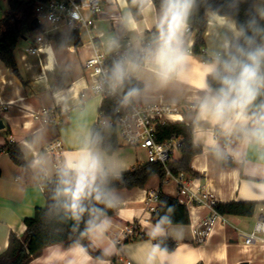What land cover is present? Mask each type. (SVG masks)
<instances>
[{"label":"crops","instance_id":"1","mask_svg":"<svg viewBox=\"0 0 264 264\" xmlns=\"http://www.w3.org/2000/svg\"><path fill=\"white\" fill-rule=\"evenodd\" d=\"M254 9L256 13L264 9V0H255ZM9 11L0 14V19ZM213 13L222 16L215 11L207 12L204 49L212 54L221 52L225 57L230 49L225 47L226 43L236 39L227 25L222 26L213 18ZM160 16L161 11L151 0L142 10L140 20L134 18L126 0H103V11L94 28L96 40L106 51L126 46L128 42L138 48L145 39L154 38L153 30L158 28ZM222 17L236 24L233 18ZM41 33L27 32L20 41L16 49L20 75L0 61V120L4 124L0 129V253L8 248L12 233L21 237L26 232L25 219L46 205L44 184L58 173L52 157L46 153L51 140L63 141L66 161L78 159L85 150L98 158L99 167L90 174L89 182H95L105 173L120 174L147 162L144 150L124 144L112 155L103 149L91 148V130L98 121L102 104L101 98L87 88L84 63L93 52L92 44L86 36H81L83 44L79 47L58 46L50 34L41 52L32 54L27 48L34 45L35 37ZM195 38V30L187 34L184 29L183 50L193 48ZM185 55L182 70L170 74L166 80L159 75L155 52L146 62L131 63L130 78L143 85L134 97L143 103L179 107L180 112L169 122L189 124L192 121L194 143L202 147V153L191 162L198 175L189 177L190 185L200 188L217 203L256 202L254 215L218 216L209 236L199 243L193 231V218L194 223L201 222L210 216V211L197 207L194 217L190 211V224H172L153 236L156 225L148 211V195L159 191L161 184L160 178L153 176L144 188L112 191L118 211L104 218L89 236L91 247L102 251L107 258L93 257L80 244H55L45 248L30 264H116L120 258L132 264H147L153 247L158 245L155 239L159 237L171 238L177 246L171 252L159 247L153 264H264V243L247 245L237 231L252 232L264 209V142L248 135L256 126L254 121L259 119L261 109H257L256 115L241 114L237 110L225 118L216 117L210 109H202L204 99L215 95L207 84L206 74L207 65L215 59L205 62L200 55L191 52ZM84 93L88 95L86 98ZM3 106H7L6 110ZM54 108L64 114L62 127L42 123L31 114ZM9 142L19 145L26 166L12 161L6 149ZM72 182L75 184V175ZM163 192L178 198L176 182H165ZM132 224L137 230L129 236L126 231ZM143 235L148 238L143 239Z\"/></svg>","mask_w":264,"mask_h":264},{"label":"trees","instance_id":"2","mask_svg":"<svg viewBox=\"0 0 264 264\" xmlns=\"http://www.w3.org/2000/svg\"><path fill=\"white\" fill-rule=\"evenodd\" d=\"M45 0H8L9 13L0 19V61L13 69L14 73L20 75L16 61V49L20 41L27 32L38 34L44 31V28L32 30L31 22L36 18L35 8L37 3ZM129 8L136 20L142 18V10L146 2L140 0H126ZM158 11L162 9V0H151ZM255 0H195V5L186 23L192 31H196L195 43L192 52L202 57V50L205 48L204 33L207 28L206 14L208 11H215L222 16L233 18L236 25H245L247 21L255 17L260 26H264V19H260L254 9ZM154 38L159 39L158 28L153 30ZM249 35L252 33L249 32ZM50 38L58 46H75L83 44L80 33L76 30H69L65 33L57 32L51 34ZM257 43L264 42V34L256 37ZM243 44L241 38L231 43L227 56L235 54V45ZM187 48H184V51ZM142 62V61H138ZM207 84L210 90L216 94L221 87L218 80L212 75H208ZM128 90H137L143 85L137 81L130 80L124 83ZM111 99L103 103L102 109L108 111ZM264 103V90L257 97L256 101L249 106L246 113L256 115L258 106ZM231 112H226L223 118ZM172 138H181L180 157L178 160L171 161L168 164L173 175H179L181 172L188 177L197 176L191 166L194 156L202 153V147L194 143V124L185 122L161 123L157 126V141L166 142ZM91 148L103 149L107 154H114L120 147L119 134L115 128H109L96 125L91 130ZM12 161L17 165L26 166L27 162L24 153L16 142H9L6 146ZM166 167L160 163L146 162L132 170L120 174H103L95 182H88L79 193V204L84 209L78 215L74 216L69 209L71 199L61 194L65 185L62 183L65 177L62 172H58L54 179L44 184L46 195V205L37 208L33 217L25 219L27 226L26 232L18 237L11 234L9 245L6 250L0 253V264H30V262L40 256L44 249L55 244L71 246L75 244L82 245L86 251L95 258H107L108 256L100 250H94L90 245L89 236L91 232L108 216H113L119 209L111 197V193L117 189L144 188L153 176H158L161 180L159 187V206L158 211L152 213V221L155 225L161 224L162 227H168L172 224L186 225L191 223L189 207L181 202L177 197H172L163 192L166 180ZM97 190L103 193V199L97 200ZM257 203L249 201H239L230 203H217L215 209L218 214L236 215L251 217L256 211ZM143 239L148 236L143 235ZM158 246L166 251H174L177 242L168 237H159L155 239Z\"/></svg>","mask_w":264,"mask_h":264},{"label":"built area","instance_id":"3","mask_svg":"<svg viewBox=\"0 0 264 264\" xmlns=\"http://www.w3.org/2000/svg\"><path fill=\"white\" fill-rule=\"evenodd\" d=\"M36 18H38L43 33L36 36L34 45L27 48L32 54H38L43 49L46 36L60 32L61 30H76L81 36H86L92 44L93 52L86 59L84 67L88 79L87 88L92 95L98 96L102 104L98 114L97 123L104 127L115 128L123 143L132 148L142 149L147 154V162L160 163L166 167L167 182L173 180L178 186V198L189 207L192 217H194L197 207H203L210 211V216L201 222L192 221L193 231L199 243H203L211 233L217 217L215 206L216 200L200 188L194 189L190 185L189 177L181 172L173 175L168 167L171 161L178 160L180 154L181 138H172L166 142L157 141V126L161 123L169 122L180 112V108L165 103H143L138 101L134 95L128 97V90L124 83L130 81L128 66L136 61L146 62L153 58V53L159 47V39H145L140 47L133 48L128 42L126 46L106 51L101 48L96 40L94 28L96 20L103 11V0H45L37 3L35 8ZM88 11L89 15L85 12ZM192 31L189 25L185 28V33ZM188 47L185 52H192ZM202 59L205 62L216 59L217 56L223 58V54L218 52L212 54L205 49L202 50ZM123 64L126 75L121 83L113 87L114 80L112 70L117 64ZM83 94V97H87ZM111 99L109 110L102 109L103 103ZM7 106H3L6 110ZM32 116L42 123L62 125L64 114L57 109L40 110L31 112ZM231 139V138H228ZM46 153L49 154L58 172L64 169L66 160L64 153V143L61 139L55 138L46 146ZM90 181V177H89ZM51 180L47 181V183ZM148 211L153 213L158 211L159 191H153L148 195ZM262 215L255 225V229L248 233L237 230L238 235L245 244L250 245L256 242L264 243V209ZM191 217V216H190ZM137 227L131 225L127 228V234H135ZM116 264H132L130 260L120 258Z\"/></svg>","mask_w":264,"mask_h":264},{"label":"clouds","instance_id":"4","mask_svg":"<svg viewBox=\"0 0 264 264\" xmlns=\"http://www.w3.org/2000/svg\"><path fill=\"white\" fill-rule=\"evenodd\" d=\"M150 3V0H144ZM195 5V0H162L160 21L158 24L159 47L155 52V60L159 65V75L166 80L170 74L179 73L186 60L182 48V34L186 27V21ZM257 15L264 19V9H258ZM213 18L222 26L227 25L234 38L244 43L235 45V54L229 55L227 59L219 56L207 65L206 74L212 75L218 80L221 87L212 97H206L202 102V109H210L216 117H223L226 112L239 111L245 113L264 90V42L257 43L256 37L264 34V26H260L255 17L247 21V27H239L224 17L213 13ZM252 34L249 35L248 33ZM226 43L225 47H230ZM114 84L116 87L126 75L123 64L117 63L112 70ZM205 87L207 85L205 84ZM136 90L129 91L128 97L135 94ZM261 109L259 119L254 121L256 125L248 135L264 142V103L258 106ZM99 167V160L90 151H83L78 159L66 161L62 175L71 177L75 175V184L71 179H64L65 187L61 194L69 197L71 203L69 209L74 216L84 209L79 204V193L88 185L89 176ZM97 200L103 199V193L97 190ZM163 231L161 224H157L152 232L153 236ZM159 246H154L148 256L147 264H153Z\"/></svg>","mask_w":264,"mask_h":264},{"label":"rangeland","instance_id":"5","mask_svg":"<svg viewBox=\"0 0 264 264\" xmlns=\"http://www.w3.org/2000/svg\"><path fill=\"white\" fill-rule=\"evenodd\" d=\"M8 10H9L8 0H2V1L0 2V14L3 15V12L8 11ZM85 13L89 14L88 11H86ZM61 31H66V30L63 29V30H61ZM62 126H63V125H60V127H62ZM119 143H120L121 145L124 144V143H123V139H122L121 136H119Z\"/></svg>","mask_w":264,"mask_h":264},{"label":"water","instance_id":"6","mask_svg":"<svg viewBox=\"0 0 264 264\" xmlns=\"http://www.w3.org/2000/svg\"><path fill=\"white\" fill-rule=\"evenodd\" d=\"M30 27H31L32 30L40 29V28H41V24H40L38 18H35V19L31 22ZM3 127H4L3 121L0 120V129L3 128ZM241 264H245V263H241Z\"/></svg>","mask_w":264,"mask_h":264},{"label":"bare ground","instance_id":"7","mask_svg":"<svg viewBox=\"0 0 264 264\" xmlns=\"http://www.w3.org/2000/svg\"><path fill=\"white\" fill-rule=\"evenodd\" d=\"M176 118H177V120H179V119H180V117H179V116H177ZM193 212H195V210H194V209H193Z\"/></svg>","mask_w":264,"mask_h":264}]
</instances>
